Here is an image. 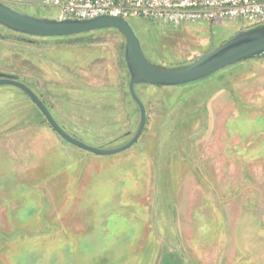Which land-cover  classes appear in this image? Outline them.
<instances>
[{
	"label": "rangeland",
	"instance_id": "rangeland-1",
	"mask_svg": "<svg viewBox=\"0 0 264 264\" xmlns=\"http://www.w3.org/2000/svg\"><path fill=\"white\" fill-rule=\"evenodd\" d=\"M9 3L37 17L60 14L32 0ZM128 21L164 68L249 28L230 18ZM0 35V73L25 80L70 135L114 149L136 133L140 109L118 29L32 44L1 27ZM135 90L145 131L129 149L97 155L60 137L21 89L0 85V264H264V57ZM17 230L48 233L21 242Z\"/></svg>",
	"mask_w": 264,
	"mask_h": 264
},
{
	"label": "water",
	"instance_id": "water-1",
	"mask_svg": "<svg viewBox=\"0 0 264 264\" xmlns=\"http://www.w3.org/2000/svg\"><path fill=\"white\" fill-rule=\"evenodd\" d=\"M0 25L14 32L33 37H59L92 32L103 28L118 29L126 40L124 58L129 72V92L140 109V122L136 133L124 145L107 149L90 146L70 135L56 120L50 107L18 75L0 73V85L9 84L21 89L36 104L53 130L67 142L97 155H112L132 147L141 137L147 112L135 85L178 86L188 84L232 64L264 57V24L242 30L228 41L201 55L191 63L178 68H164L145 55L138 34L131 23L119 16L104 15L91 19H54L20 12L0 0Z\"/></svg>",
	"mask_w": 264,
	"mask_h": 264
},
{
	"label": "built area",
	"instance_id": "built-area-1",
	"mask_svg": "<svg viewBox=\"0 0 264 264\" xmlns=\"http://www.w3.org/2000/svg\"><path fill=\"white\" fill-rule=\"evenodd\" d=\"M42 7H54L58 19H91L113 15L141 17L156 24L180 27L185 22L221 18L241 19L249 27L264 24V0H32Z\"/></svg>",
	"mask_w": 264,
	"mask_h": 264
},
{
	"label": "trees",
	"instance_id": "trees-1",
	"mask_svg": "<svg viewBox=\"0 0 264 264\" xmlns=\"http://www.w3.org/2000/svg\"><path fill=\"white\" fill-rule=\"evenodd\" d=\"M157 25H159V24H157ZM249 28H251V27H249ZM10 31V30H9ZM10 32H12V31H10ZM249 60H252V59H249ZM130 93V92H129ZM131 95V94H130ZM144 131H145V129H144ZM143 131V132H144ZM128 135V134H127ZM42 221L44 222V217L42 216V219H41V223H42ZM41 225V224H40ZM43 226V225H42ZM45 226H47V225H45ZM24 231H27V230H24ZM36 232H39L38 230H36V231H29L28 230V232H22V231H20V230H17V231H15V234H12V235H14V236H12L13 238H16V237H20V236H23V237H20V238H18V240H20L21 242L26 238V237H28V238H33V237H38V236H41V235H43V234H47L48 232H44V233H36Z\"/></svg>",
	"mask_w": 264,
	"mask_h": 264
},
{
	"label": "flooded vegetation",
	"instance_id": "flooded-vegetation-1",
	"mask_svg": "<svg viewBox=\"0 0 264 264\" xmlns=\"http://www.w3.org/2000/svg\"><path fill=\"white\" fill-rule=\"evenodd\" d=\"M1 1H3L5 4H7V5H9V6H11L12 8H14L12 5H11V3H9V2H11V0H1ZM15 9V8H14ZM17 10V9H16ZM19 11V10H18ZM0 27L2 28V29H6V30H10V29H7V28H5L4 26H2V25H0ZM10 31H12V30H10ZM12 32H14V31H12ZM14 33H18V32H14ZM18 34H21V33H18ZM2 38H5V36H3V35H0ZM21 36H23V37H21L22 39L21 40H23V41H25V42H27V43H29V44H32V43H34V42H37V41H39V39L40 38H42V37H33V36H29V35H25V34H21ZM214 49V48H213ZM21 79V78H20ZM22 80V79H21ZM22 81H24L25 83H26V81L25 80H22ZM43 100V99H42ZM48 106H49V104L47 103V101L46 100H43ZM50 107V106H49Z\"/></svg>",
	"mask_w": 264,
	"mask_h": 264
}]
</instances>
